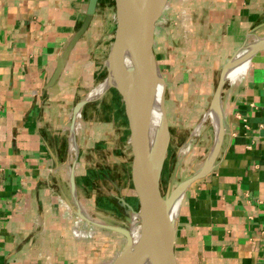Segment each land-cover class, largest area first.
Segmentation results:
<instances>
[{
  "label": "crops",
  "instance_id": "0c3cea01",
  "mask_svg": "<svg viewBox=\"0 0 264 264\" xmlns=\"http://www.w3.org/2000/svg\"><path fill=\"white\" fill-rule=\"evenodd\" d=\"M88 3L0 0V264H113L127 241L117 229L139 228L122 202L139 210L122 97L111 88L75 116L84 99L75 80L91 78L85 56L107 31L110 0L99 1L59 82L47 86ZM254 38H264V0L168 1L154 51L171 133L173 119L193 123L211 107L223 68ZM225 84L220 154L178 209V264H264V50Z\"/></svg>",
  "mask_w": 264,
  "mask_h": 264
},
{
  "label": "water",
  "instance_id": "95a60500",
  "mask_svg": "<svg viewBox=\"0 0 264 264\" xmlns=\"http://www.w3.org/2000/svg\"><path fill=\"white\" fill-rule=\"evenodd\" d=\"M99 1L89 0L85 18L62 51L57 66L48 82L47 86L49 88L57 85L73 51L89 30L97 12ZM132 1L133 6L131 8L129 0H115L117 27L107 63V80L112 81V84L100 97L107 90L114 88L122 97L125 105L132 132L131 142L134 151L133 185L139 200V210H135L124 199H122V202L139 216L141 233L139 238L135 240L131 227L117 229L125 235L127 241L113 264H121L126 259H130L132 264H146L147 262L150 264H178L175 254L177 220L176 218L172 219L169 230L165 233L163 227L165 210L173 208L174 198L178 193L182 192L184 197L190 186L203 178L214 167L225 134L224 114L222 109V134L211 164H207L206 161L199 172L179 183L167 196L163 195L161 181L171 144V130L165 105V93L161 100V121L157 128H153L152 117L155 98L153 99V90L148 85V73L151 68L161 72L154 51V37L156 24L161 19L169 0ZM261 50H264V46L257 49L252 56ZM236 58L237 56L232 58L223 68L211 105L216 104L219 106L221 104L227 71ZM245 60L246 57H242L240 63ZM96 99L85 97L81 100L76 107L75 116L81 113L87 103ZM72 139L75 141V120L72 125ZM70 176L72 185L75 188V167L71 168ZM78 214L90 223L116 229L100 221H94L81 211H78Z\"/></svg>",
  "mask_w": 264,
  "mask_h": 264
},
{
  "label": "rangeland",
  "instance_id": "374dc122",
  "mask_svg": "<svg viewBox=\"0 0 264 264\" xmlns=\"http://www.w3.org/2000/svg\"><path fill=\"white\" fill-rule=\"evenodd\" d=\"M109 23L107 31L102 35L95 49L85 56V61L93 64L91 71L92 75H90L91 78L88 80L86 79V82H84L82 76L80 77L78 75L76 77V83L77 81L79 82L78 91L81 93L78 95V99L93 97L94 92L98 90L100 85L108 78L107 63L111 51L110 46L114 42L117 27L115 0H110ZM161 72L164 75L162 69ZM71 89L77 90L76 84H74ZM122 105L125 109L123 101ZM192 105L191 103V107ZM180 107L181 105H178V108ZM208 109L209 108L202 111V116L196 119L195 122L192 123V120H189L188 123L190 124H185V122H183L185 121L183 117L179 118L180 122H178V119H173V121L176 122L172 127L170 150L161 183L163 195L167 196L179 183L199 172L204 166L205 161L208 162L212 155L217 136L209 119L202 122ZM124 112L126 115V110H124ZM201 122L203 123V127L198 131L197 128ZM179 123L182 125V129L178 132L176 126ZM138 230V235H140V225Z\"/></svg>",
  "mask_w": 264,
  "mask_h": 264
},
{
  "label": "bare ground",
  "instance_id": "6f19581e",
  "mask_svg": "<svg viewBox=\"0 0 264 264\" xmlns=\"http://www.w3.org/2000/svg\"><path fill=\"white\" fill-rule=\"evenodd\" d=\"M129 5L132 8V6H133L132 0H129ZM263 46H264V38L252 40L246 46V48L243 49L244 52H242L240 55H238L237 58L234 61H232V63L230 64L228 71H227V75H226V81L227 80H233L238 75L240 76V74H242L244 72L245 68L247 67L248 62H250V57L252 56V54L257 49H259ZM242 57H246V60L243 61L242 63H240V60ZM148 79H149L148 85L153 90L152 91L153 92L152 97H153V99L155 98L153 117H152L153 128H155V127L157 128L159 126V123L161 121V116H162L161 100L163 99L162 93L164 90L163 75L161 74L160 71L156 70L155 68H151L149 70V73H148ZM111 84H112V81H109L106 79V81H104L100 85L99 89L94 92L93 97H91L90 99H96V98L100 97L101 94ZM221 112H222V104H220L219 106L216 104H213L208 109V111L206 112L205 116L202 119V122H204L207 119H209L211 121V124L213 125L216 136H217L216 142L214 145L213 153L207 162V164L209 163V165L211 164L212 160L214 159V157L216 155L215 154L217 152L216 146H217V143L219 142L220 135L222 134V128H221V115H222V113ZM202 122L200 123L199 127L197 128L198 131L201 130L203 127ZM72 151H73V153L77 152V147H76V144L74 141H73ZM182 198H183V193L182 192L178 193V195L174 198L173 208L165 210L164 219H163V227L165 229V233L169 230V227L172 223V219L177 217L178 209H179L180 203L182 201ZM137 217H138V223H139V216L137 215ZM94 221H96V220H94ZM139 225H140V223H139ZM138 231H139L138 229L131 231L135 240H137L140 236V235H138V233H139ZM121 264H132V263H131L130 259L129 260L126 259ZM146 264H150V263L147 262Z\"/></svg>",
  "mask_w": 264,
  "mask_h": 264
},
{
  "label": "built area",
  "instance_id": "2783aa9c",
  "mask_svg": "<svg viewBox=\"0 0 264 264\" xmlns=\"http://www.w3.org/2000/svg\"><path fill=\"white\" fill-rule=\"evenodd\" d=\"M260 237L264 243V229L260 231Z\"/></svg>",
  "mask_w": 264,
  "mask_h": 264
}]
</instances>
